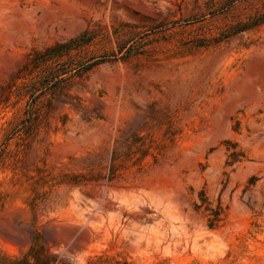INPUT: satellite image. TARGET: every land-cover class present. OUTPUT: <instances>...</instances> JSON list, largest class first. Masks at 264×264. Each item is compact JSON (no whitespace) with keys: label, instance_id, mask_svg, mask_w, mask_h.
<instances>
[{"label":"rangeland","instance_id":"374dc122","mask_svg":"<svg viewBox=\"0 0 264 264\" xmlns=\"http://www.w3.org/2000/svg\"><path fill=\"white\" fill-rule=\"evenodd\" d=\"M0 264H264V0H0Z\"/></svg>","mask_w":264,"mask_h":264}]
</instances>
